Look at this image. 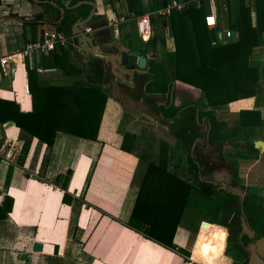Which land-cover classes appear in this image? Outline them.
Here are the masks:
<instances>
[{"label": "crops", "instance_id": "obj_1", "mask_svg": "<svg viewBox=\"0 0 264 264\" xmlns=\"http://www.w3.org/2000/svg\"><path fill=\"white\" fill-rule=\"evenodd\" d=\"M42 1L44 0L35 5L34 0H0V56L20 51L29 42L32 37L29 23L34 13L42 11L45 3L44 1L42 4ZM141 1L147 9L146 12L151 11L148 7L153 0ZM99 2L102 4L101 9L98 11L94 2L95 15L93 14L92 17L96 18L91 20V17L86 22L82 33L89 35L94 46L99 47L102 52L112 55V62L106 63L103 55L91 53L81 46L80 33H73V24L76 20L71 30L75 45L68 46L71 48L66 49L61 56L62 59H58L54 65H45L53 63L48 59V54L35 53L20 63L11 62L9 75L0 73L2 84L0 97L14 98L20 109L25 112L32 107L31 95L28 91L27 64L30 69L35 68L31 79L33 86L37 81L70 85L81 76L83 78L87 62L93 56L101 57L104 63L103 72L114 77V80L108 83L102 78L96 79V83L103 81V86L107 88L106 102L96 139L57 131L52 146H48L18 128L13 121L10 126H5L4 123L0 127V223L3 222L1 231L4 230L9 239L1 237L0 232L1 259L8 254L13 256L15 261H25L24 264H37L41 260L50 263L58 261L57 264H145L144 258H139L144 248H151L149 250H154L158 254L161 250H172L147 238L127 224L143 179L150 181L158 174L153 170L149 173L150 163L165 165L168 172H176L183 179L187 178L189 147L179 146L178 138L176 136L173 138V121L168 122L160 118V113L153 109V105L171 101L175 106H180L183 103L196 101L200 111L210 107L197 88L178 81L175 82L174 91L169 99L152 93L143 98L141 94L144 91L146 72L129 70L118 64L114 54H118L120 50L127 52L137 50L150 59L153 57L152 51L154 52L155 46L150 48L148 53L143 52L144 43L138 40L136 24L135 37L129 34L127 25H124L122 30H119L118 26L116 31L113 29L111 21L113 16L123 17L124 21L136 19L131 13L127 14L121 2L110 3L106 0ZM5 4L9 8H6ZM51 4L56 6L55 3L51 2ZM58 8L61 12V8ZM51 16L48 12L44 13L40 30L47 26H55L60 31L59 19L54 20ZM135 39L139 44H136ZM165 42V49L173 50V40L170 36ZM16 61L19 62L20 59L16 58ZM249 61L259 68L257 94L254 97L236 100L233 105L229 103L223 108L227 109V112L231 109L237 110L235 115L239 114L241 109L260 110L264 118V37L263 44L253 48ZM61 63L65 65L67 71L61 67ZM56 64L59 66L57 67ZM5 76L9 78L8 83L3 81ZM92 79L95 80V77ZM116 80L128 86L130 90L123 88ZM135 95H139L138 98ZM148 107L154 110L158 120L168 122L169 129L161 130L164 133L161 134L152 126L155 120L153 119L152 123L153 120L149 119L152 116L148 115ZM217 116L219 120L229 122L220 118L224 116L221 112H218ZM233 121L238 124V128L232 130L238 143L245 141L244 139L248 142L264 140V125L258 131L254 125L239 124L237 116ZM162 127L167 128L161 125ZM203 129L204 133H202ZM206 130L207 124L203 121L199 129L203 139ZM253 130L257 131L252 132ZM167 132L169 136L165 135ZM250 136L252 138H249ZM8 139L14 142L15 147L6 158L3 151L5 141ZM24 142L27 150L24 158L18 161ZM189 146L190 150L196 152L204 161L209 158V150L217 148H204L200 142H193ZM226 146L225 144L220 148L221 154H226L227 148H229L228 154L231 150H237L239 153L231 157L237 159L239 176L242 175V163H247L250 172L255 167L260 168L259 171H264V152L259 148H256L258 153L254 154L248 153V149L240 150L231 147L230 144ZM100 168L103 174H107L106 178H102V175L99 178L96 176L95 170ZM104 185L107 190L105 188L100 191L99 186L104 187ZM249 190L260 195L250 186ZM92 199L94 201H91ZM203 223H207L209 228L225 230L223 226L207 221ZM207 227L201 224L190 252L195 251L199 245L201 232ZM130 234L137 239L136 243H129L127 238ZM34 242L42 244L41 251L32 250ZM173 258V264H176ZM225 260L227 264L230 263L228 259ZM3 263L1 261V264ZM181 264L189 263L182 261Z\"/></svg>", "mask_w": 264, "mask_h": 264}, {"label": "trees", "instance_id": "obj_2", "mask_svg": "<svg viewBox=\"0 0 264 264\" xmlns=\"http://www.w3.org/2000/svg\"><path fill=\"white\" fill-rule=\"evenodd\" d=\"M44 1L42 11L35 14L29 23L32 32L29 41L40 38L42 30L39 27L44 13H50L54 20L59 19L58 29L70 36L72 35V24L78 19L86 18L91 9V5L87 3L71 8L65 7L63 0ZM75 1L77 0H71L69 5L74 4ZM106 1L121 2L127 14L131 13L134 18L147 11L141 0ZM171 1L153 0L148 10L166 7ZM175 1L186 2V5L181 9L174 7L165 15L151 14V37L148 41L138 38L144 43L143 52L145 53L155 46L154 52L152 51L153 57L148 59L149 69L145 73L146 81L141 96L145 98L146 95L152 93L166 96L169 99L172 88L174 89V84L178 81L197 88L210 109L200 111L192 103L175 106L171 101L153 105V109L160 113V118L168 122L173 121V134L178 138L179 146L189 147L187 178L183 179L176 172H168L165 165L150 163L149 173L153 170L158 174L150 181L143 179L127 224L156 243L187 254L188 252L177 247L174 237L182 221L186 205L190 201V196L195 190L216 200L215 208L222 211L225 220L231 216L234 206L237 205V213L242 215L241 222L247 221L249 226L255 229L257 235H264L263 199L249 191V188L238 185L236 160H231L230 171L234 185L248 191L243 198L223 189L220 185L204 180L201 170L204 160L197 156L196 152L190 150L189 146L193 142H200L204 148L217 147L220 149L225 144L238 147L237 141L232 139L229 132L224 129V121H220L212 109L217 105L254 97L258 92L259 68L250 64L249 60L253 48L263 44L264 0H221L222 4H219L220 1H215L218 25L214 29H209L204 22L207 13L205 1ZM51 2L56 6H53ZM58 7L61 8V12ZM223 23L233 32L232 37L225 42L218 40V32ZM166 30L173 40V50L159 49L161 46L164 47ZM213 42L216 44L213 45ZM70 48L59 47L50 52L47 56L53 63L45 65H54L58 59H62L61 56L65 50ZM103 64L101 57L93 56L87 62L85 70L83 69L85 71L83 78L81 76L72 84L56 85L37 81L35 86L31 81L35 68L30 69L27 64L28 91L31 95L32 107L25 112L20 109L14 98L0 97V127L11 120L18 128L48 146H52L57 131L96 139L107 97V88L103 86V81L108 83L114 80L113 75L103 72ZM61 67L67 71L62 63ZM92 77H95V80ZM101 78L103 81L96 83V79ZM118 83L128 91L130 90L128 86L119 81ZM138 96L135 95L136 98ZM239 115L243 125L256 127L264 125L260 110L241 109ZM203 121L207 124L204 139L199 132ZM247 147L248 153H258L252 141L248 142ZM26 150L27 145L24 142L18 161L24 158ZM191 180L196 181L197 185L195 186ZM212 223L219 225L221 222L213 220ZM233 225L235 226L231 227L228 235L230 247L226 248V252L240 259L243 245L238 244L237 234L241 228L237 223ZM202 248L197 245L195 251L192 252V261L198 262L199 251H202Z\"/></svg>", "mask_w": 264, "mask_h": 264}, {"label": "rangeland", "instance_id": "obj_3", "mask_svg": "<svg viewBox=\"0 0 264 264\" xmlns=\"http://www.w3.org/2000/svg\"><path fill=\"white\" fill-rule=\"evenodd\" d=\"M40 1L41 0H34V4L35 5L39 4ZM93 1L97 4V10L99 11L102 7L101 2H99V0H93ZM215 1L216 2L220 1L219 4L223 3L221 0H215ZM215 1H214V4H215ZM43 2L44 1H42L41 3L43 4ZM5 5H7V4H5ZM6 8H9V6L7 5ZM35 8H36V6H35ZM34 16H35V13H34ZM95 18L96 17H93V19H95ZM134 20L127 19L124 22H120L118 24V29L122 30L123 26L127 25L126 28L128 29L129 34L132 35L133 37H135V34H136L135 33V24H136V22ZM224 27H225V23H223V25L220 27V31L223 30ZM225 28H227V27H225ZM164 33H165V35H164L165 39L167 37L169 38L168 30H166ZM135 41H136V44H139L137 39H135ZM163 48H166V42L164 44V47H162V46L159 47L160 50H163ZM161 55H163V54H161ZM164 59L166 60V57ZM3 78H4L3 81L5 83L9 82V78H7V76H5ZM0 86H2L1 83H0ZM172 90L174 91L173 88H172ZM234 103H235L234 101L231 102L232 105ZM192 105L197 106V102L193 101ZM227 105L228 104L217 105L215 107V109L213 107L212 110L217 115H218V112H221L222 115H224V116H221L220 118L229 120V122H227L226 120L224 121L222 119L220 121H224V123H225L224 129H226V131L229 132L230 137L232 139H235L234 138L235 136L233 135L234 132L232 130L238 128V124L236 125L235 121H233V118L237 116V118L239 120L238 121L239 124H241L242 126H243V124L240 123L241 122L240 115L239 114L235 115L237 110L231 109V111L227 112V109L223 108V106H227ZM218 108H221V109H218ZM147 112L149 113L148 115L152 116V117H149V119L155 120V124L152 126L155 127L158 132L160 131L162 134L164 132H162L161 130L165 131V130L169 129L170 126H169L168 122H161L160 120H158V118L156 117L154 110H152V108L148 107ZM154 120L151 122L153 123ZM230 120H231V122H230ZM161 125L166 126L167 128L163 129V127L161 128ZM255 128H256V126H255ZM261 128L262 127H257L256 129L258 130ZM257 130H253L252 132H254V131L256 132ZM202 133H204V129H203ZM165 135L169 136L168 132ZM173 138H175L174 135H173ZM249 138H252V136H250ZM244 140L245 141H242L239 143L237 142L238 146L239 145L240 146L234 147V148H237L240 150L248 149V147H247L248 140L247 139H244ZM249 140H251V139H249ZM253 143H254V141H253ZM226 145H227L226 147H228V144H226ZM231 147H233V146L231 145ZM228 149L229 148H227L226 154H224V155L221 154L222 149L218 150L217 148H211L209 150L210 151L209 158H206L203 165L201 164L202 165V169H201L202 170V177H203V179H209V180L214 181V182H218V183L221 182V184L225 183L226 184L225 187L229 188L230 190H235V191L241 193L243 189L241 187H235L234 186V181H233L232 174L230 171L231 160H235L234 158H231V157H232V155H239V153L237 152V150H231V152L228 154L227 153ZM236 161H237V159H236ZM208 162H210V163H208ZM247 166H248L247 163H242V175L239 176V172H238V178H239L238 182L241 184V186L243 185L247 189L249 188V186L252 187L253 190H255L257 193L260 194L259 197H261L263 199L264 198V171H259L258 169H260V168L255 167L254 169H252V172H250V171H248ZM168 168H169V166H168ZM169 169L171 170V168H169ZM263 170H264V168H263ZM99 171H101V172H99ZM102 171L103 170H101V168L99 170L98 169L95 170V174L98 178L100 175H102V178L107 177V174H105V173L103 174ZM137 178L139 179V177H137ZM152 179L153 178H151V180ZM102 182H103V179H102ZM192 183L195 184V186L197 185L196 181H192ZM102 187L99 186L100 191L104 190L105 188L107 190V187L105 185L103 188ZM91 201H94V199H92ZM216 205H217V201L214 200L213 198H209L199 191H196V190L193 191V193L190 196V201L186 205L182 221L177 228L176 236L174 239L177 247L185 250L188 253L182 254L178 250H174V251H172V250H170V251L161 250L160 253L158 254L154 250H152V251L149 250L151 248H149V249L144 248L145 252L144 251L140 252L139 258H144L145 264H173L172 257H174L173 259H174V261H176V264H178V263L181 264L182 261L184 263H189V264H220L223 260H225V258L229 260V262H230L229 264H233V259L226 252V246H227L226 245L227 244L226 243V235H227L226 228H224L225 230H222L221 228H220L221 230L216 229V228H209V227L203 228V230L201 232L202 233L201 238L199 241V245L202 246L203 248H202V251L201 250L199 251L200 257H199L198 263L191 260L192 259L191 258L192 252H190V251H191V248L194 244V241H195L196 235L200 229V226L204 221H209L212 223V221H210V220H215V218L217 217L216 210H215ZM262 205L264 206V202ZM2 224H3V222L0 223V232L2 233L1 237L8 239L5 235L4 230L1 231ZM11 236H12V234H11ZM127 239L129 240V243L131 242V244L136 243V241H137V239L134 238V235H131V234ZM5 252H7V251H5ZM247 253H246V256H247ZM0 255H1V253H0ZM125 257H127V256H125ZM129 260L131 261L132 259H129ZM1 261H2V263L4 262L3 264H24L25 263V261H20V260L15 261L13 259V256L8 255V254L5 255L4 258H2V259L0 258V264H1ZM52 263L57 264L58 261L50 263V261H42L41 260V261H38L37 264H52Z\"/></svg>", "mask_w": 264, "mask_h": 264}, {"label": "built area", "instance_id": "obj_4", "mask_svg": "<svg viewBox=\"0 0 264 264\" xmlns=\"http://www.w3.org/2000/svg\"><path fill=\"white\" fill-rule=\"evenodd\" d=\"M199 1V0H198ZM207 3V13L204 17V22L209 29H214L218 25V12L214 4L215 0H203ZM186 5V2H179L172 0L166 7L158 8L146 12L140 16L135 17L136 30L138 35L143 41H148L152 35V24L150 21L151 14L165 15L169 13L170 9L176 7L181 9ZM113 29L116 31L120 22L124 21L123 17L113 16L111 18ZM233 32L229 28H224L218 32V40L225 42L231 38ZM73 36L66 35L65 33L58 31L54 26H47L42 29L40 38L35 41H29L25 44L20 51L13 52L11 54L0 56V73L9 75L11 71L10 63H20L26 57H31L33 54L47 55L58 47H68L75 45ZM216 44V42H213ZM16 58L20 61L17 62ZM15 144L12 140L8 139L4 144L5 157L8 158L10 152L14 149Z\"/></svg>", "mask_w": 264, "mask_h": 264}, {"label": "water", "instance_id": "obj_5", "mask_svg": "<svg viewBox=\"0 0 264 264\" xmlns=\"http://www.w3.org/2000/svg\"><path fill=\"white\" fill-rule=\"evenodd\" d=\"M70 0H63V4L66 7H76L80 4L87 3L91 5V10L88 16L84 20H77L73 24V33H80V44L82 47H84L87 51L94 53L96 55H103L104 61L112 62V55L105 54L102 52V50L99 47L94 46L92 39L89 35L83 34L82 31L86 27V22L92 17L95 10V3L93 1H87V0H80L73 5H69ZM215 45V44H213ZM116 62L124 67H127L129 70L137 71H147L149 69L148 66V56L146 54H141L137 50H132L130 52L127 51H121L118 54H114ZM132 71V72H133ZM12 124V121L6 122L5 126H10ZM254 147L259 148L261 152H264V140L258 139L254 141ZM226 184H223V187H225ZM235 186V185H234ZM239 187V186H235ZM234 193L239 194V197H243V193L237 192L235 190H232ZM203 226H207V223H202ZM242 232H246L249 237L253 235V231L249 229V227L245 224L244 221H242ZM250 250V256H249V262L248 264H263L264 259V235L257 238L253 243H251L248 246ZM42 244L40 242H34L32 245V250L34 252L41 251Z\"/></svg>", "mask_w": 264, "mask_h": 264}, {"label": "flooded vegetation", "instance_id": "obj_6", "mask_svg": "<svg viewBox=\"0 0 264 264\" xmlns=\"http://www.w3.org/2000/svg\"><path fill=\"white\" fill-rule=\"evenodd\" d=\"M77 1H80V0H77ZM77 1H75V3L77 2ZM87 1H90V0H87ZM73 5V4H72ZM81 5V4H80ZM79 6V5H78ZM77 7V6H76ZM94 13H95V10H94ZM85 18H83V19H81V21L82 20H84ZM138 49V48H137ZM204 180H206V181H211V180H209V179H204ZM212 183H214L215 185H220V186H222V188L223 189H225V190H229V191H231V192H233L232 190H230L229 188H227V187H223V184H221V182H214V181H211ZM238 183V185L239 186H241V184L239 183V182H237ZM250 191V190H249ZM242 192H243V197H245L247 194H248V191L247 190H245V189H243L242 190ZM252 192V191H251ZM256 194V193H255ZM238 197H239V194L237 195ZM259 196V195H258ZM242 197V198H243ZM263 202H264V199H263ZM263 206V205H262ZM237 208H238V206L236 205V206H234V208H233V210H232V213H231V216L227 219V220H225V217L223 216V214H222V211L221 210H219V209H216L215 208V210H216V215H217V217L215 218V220H217V221H219V222H221L220 224H219V226H223V227H225L226 228V231H227V235H226V248L228 249L229 247H230V245H229V243H228V235L230 234V229H231V227H234L235 225H233L234 223H237V224H239V226H240V231H239V233L237 234V238H238V244H242L243 246H242V252L240 253V256H241V258L240 259H236L235 257H232L231 256V258L233 259V264H235V262H236V264H248V262H249V256H250V250L248 249L249 247V245L251 244V243H253L257 238H259V237H261V236H263V235H257V233H256V231H255V229H253L251 226H249V223L247 222V221H245L246 223V225L249 227V229L250 230H252L253 231V235L251 236V237H249L248 236V234L246 233V232H242V222H241V220H242V215L240 214H238L237 213ZM244 217V216H243ZM210 221H213V220H210ZM200 223V222H199ZM209 223H211V222H209ZM212 224H214V223H212ZM252 225V224H251ZM244 243V244H243ZM248 252V253H247ZM246 253H247V256H246ZM230 255V254H229ZM262 260H263V264H264V259L262 258ZM237 261H238V263H237ZM245 262V263H244Z\"/></svg>", "mask_w": 264, "mask_h": 264}, {"label": "bare ground", "instance_id": "obj_7", "mask_svg": "<svg viewBox=\"0 0 264 264\" xmlns=\"http://www.w3.org/2000/svg\"><path fill=\"white\" fill-rule=\"evenodd\" d=\"M204 227H207V226H204ZM204 257V256H203ZM206 258V257H205ZM223 259V258H222ZM209 261V260H208ZM220 264H227V261L226 260H223Z\"/></svg>", "mask_w": 264, "mask_h": 264}]
</instances>
